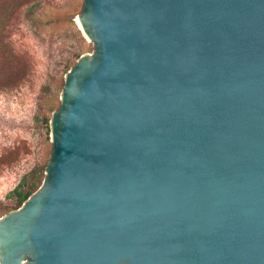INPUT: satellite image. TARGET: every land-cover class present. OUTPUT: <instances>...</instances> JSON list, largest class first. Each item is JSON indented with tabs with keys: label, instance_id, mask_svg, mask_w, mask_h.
Here are the masks:
<instances>
[{
	"label": "water",
	"instance_id": "95a60500",
	"mask_svg": "<svg viewBox=\"0 0 264 264\" xmlns=\"http://www.w3.org/2000/svg\"><path fill=\"white\" fill-rule=\"evenodd\" d=\"M0 264H264V0H79Z\"/></svg>",
	"mask_w": 264,
	"mask_h": 264
},
{
	"label": "rangeland",
	"instance_id": "374dc122",
	"mask_svg": "<svg viewBox=\"0 0 264 264\" xmlns=\"http://www.w3.org/2000/svg\"><path fill=\"white\" fill-rule=\"evenodd\" d=\"M79 0H0V217L9 196L44 180L49 109L64 76L92 44L77 27Z\"/></svg>",
	"mask_w": 264,
	"mask_h": 264
},
{
	"label": "trees",
	"instance_id": "16d2710c",
	"mask_svg": "<svg viewBox=\"0 0 264 264\" xmlns=\"http://www.w3.org/2000/svg\"><path fill=\"white\" fill-rule=\"evenodd\" d=\"M12 1H13V3L17 2V0H12ZM34 188H35V185L33 183H31L25 191L20 192V191H18V187H17L10 193L9 196L17 199L16 200V203H17L16 208L19 207L30 196V194Z\"/></svg>",
	"mask_w": 264,
	"mask_h": 264
}]
</instances>
